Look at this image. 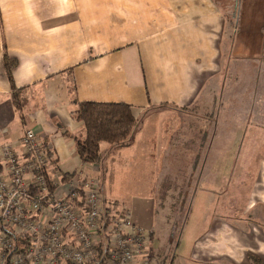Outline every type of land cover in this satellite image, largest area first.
<instances>
[{"label":"crops","instance_id":"obj_1","mask_svg":"<svg viewBox=\"0 0 264 264\" xmlns=\"http://www.w3.org/2000/svg\"><path fill=\"white\" fill-rule=\"evenodd\" d=\"M234 17L231 29L217 0H0V147L19 145L32 128L60 171L98 173L103 189L109 172L136 184L140 193L127 195L124 207L152 232L151 257L161 255L166 237L154 250L157 191L145 193L151 179L145 184L141 172H158L156 183L162 172H199L176 243L182 264H264V0H236ZM5 53L17 60L20 107ZM74 98L131 104L132 142H104L99 162L83 163ZM167 115L214 121L209 147L210 121L202 118L192 150L174 143L191 136L179 124L166 126ZM240 138L223 152L221 140Z\"/></svg>","mask_w":264,"mask_h":264},{"label":"built area","instance_id":"obj_2","mask_svg":"<svg viewBox=\"0 0 264 264\" xmlns=\"http://www.w3.org/2000/svg\"><path fill=\"white\" fill-rule=\"evenodd\" d=\"M73 173L62 180L32 128L1 145L0 264H150V231L107 200L100 174Z\"/></svg>","mask_w":264,"mask_h":264},{"label":"rangeland","instance_id":"obj_3","mask_svg":"<svg viewBox=\"0 0 264 264\" xmlns=\"http://www.w3.org/2000/svg\"><path fill=\"white\" fill-rule=\"evenodd\" d=\"M238 1V0H237ZM217 2L220 4L226 15L232 20L230 21V28L232 29L233 20L236 21L234 17V10L236 5V0H217ZM239 5V4H238ZM231 76V75H230ZM240 79L241 77L238 76ZM244 76L242 75V78ZM257 76L255 75V78ZM230 78V77H229ZM249 77H247L248 79ZM247 79H244L247 82ZM251 79V78H250ZM250 82V81H249ZM252 85H257V82L255 81ZM200 114V113H199ZM203 115V114H200ZM202 118L208 120L205 116H202L201 123L192 122L191 119L186 120H180L178 116L176 115H167L164 117V122L169 125V122L175 123L176 126L179 124V128L177 130H181L183 132L189 133L191 137L187 140H183V134L178 135L179 138L174 139V143H182L185 147H190L192 150L195 148V144L200 141L198 139V136L201 134L202 138V130L203 128V120ZM210 118V117H208ZM157 120V119H156ZM155 120V121H156ZM211 122V123H210ZM207 123L206 130L210 134L206 147L208 148L210 143L212 142V131L214 130V121H210ZM164 124V123H163ZM238 126V125H237ZM164 133V131L161 130V136ZM204 135V133H203ZM215 142H219L218 139L214 140ZM241 138L236 140L231 139H223L221 140L222 144V150L224 152L225 147H230V142L233 143V147H235L236 143H240ZM202 142V139H201ZM220 146V145H218ZM201 147L202 143H201ZM118 171L114 173V176L111 178L109 174H107V177L104 180V189H105V196L109 202H113L114 204H117V207L121 209L124 206H129V203L127 201V195H130L131 193H140L141 188L138 187L136 184H130L128 182H125L121 178V174H117ZM131 173V172H127ZM144 174L143 179H145V184L148 183L151 179V183L145 187L143 190H145V193L148 195H151L153 198H155L154 194L155 191H157L156 197L158 202L156 203V209H158V229H157V238H155L152 242L153 249L157 248L159 242H160V235L164 233V236L166 237V243L163 247V250L161 252V255H155L151 257V263L150 264H182L183 262L180 261L178 258V255L180 251L177 250V242L181 238L182 230L186 221L187 214L190 209V197L191 193L194 190L195 186L198 185L199 181V172H183V171H176L172 172L171 175H169L168 172H162V175L160 177V180L158 183L155 182L154 175H156L158 172L156 171H145L141 172ZM190 181H193V187L189 190L188 184H190ZM190 194V195H189ZM192 199V198H191ZM164 200L166 202L164 203ZM168 201V202H167ZM129 219L132 223L136 224L132 217L131 212L129 213ZM174 223L178 225V229L176 230L175 236L172 241V245L168 251L167 254V245L169 240L171 239V235L173 233V227ZM163 224L165 226L167 225V228L165 230H162ZM137 225V224H136ZM139 226V225H137ZM142 229L149 231L145 227L139 226Z\"/></svg>","mask_w":264,"mask_h":264},{"label":"trees","instance_id":"obj_4","mask_svg":"<svg viewBox=\"0 0 264 264\" xmlns=\"http://www.w3.org/2000/svg\"><path fill=\"white\" fill-rule=\"evenodd\" d=\"M17 60L4 54V65L6 73L13 87V100L17 107L21 106L18 97L19 89L13 84L12 71ZM78 108L72 112V116L78 121H82L83 134H74L76 150L83 163H98L102 158L101 146L107 142L112 147L129 145L132 142L134 132L138 127V119L135 117L131 104L125 102L106 101H78ZM47 156L51 164L56 163L53 150L44 141ZM74 173L62 172V180L66 181ZM192 195V193H191ZM178 225L174 223L172 239L175 236ZM151 239L153 234L150 232ZM22 244V243H20Z\"/></svg>","mask_w":264,"mask_h":264}]
</instances>
